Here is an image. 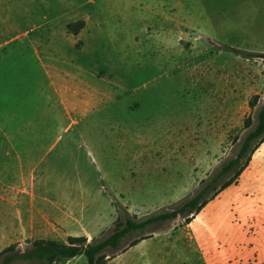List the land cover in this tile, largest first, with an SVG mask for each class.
I'll return each instance as SVG.
<instances>
[{"label":"rangeland","instance_id":"374dc122","mask_svg":"<svg viewBox=\"0 0 264 264\" xmlns=\"http://www.w3.org/2000/svg\"><path fill=\"white\" fill-rule=\"evenodd\" d=\"M7 1L0 0L2 205L59 199L69 226L82 215L89 224L104 219L101 238L119 205L143 217L181 201L254 130L264 106V0H114L110 39L103 33L101 44L76 48L72 36L56 38L55 51L17 33L29 21L23 6ZM182 224L161 231L170 237ZM13 240L3 235L0 251L32 242ZM248 242L223 245L222 264H258ZM193 264H202L196 247Z\"/></svg>","mask_w":264,"mask_h":264},{"label":"crops","instance_id":"0c3cea01","mask_svg":"<svg viewBox=\"0 0 264 264\" xmlns=\"http://www.w3.org/2000/svg\"><path fill=\"white\" fill-rule=\"evenodd\" d=\"M16 1L23 6L29 21L28 26L17 33L27 34L32 46L45 51H55L56 38L68 36H72L76 48L79 42L97 46L103 41V33L104 40L109 38L107 35L112 26L109 20L115 16L112 14L114 0ZM8 2L1 0L3 6ZM78 21L84 22L85 26L77 36H73L66 27ZM254 153L237 184L226 188L210 201L190 224L170 237L161 231L119 253L122 254L121 258H116L117 254L106 264H138L139 256L143 264H154L156 258H161L159 261L165 264L168 255L173 256L174 264H193L195 247L200 253L202 264H222L221 258L225 257V253L221 255L222 246L229 244L233 248L242 237L249 241L248 256L259 260L258 264H264V143ZM45 189L48 194L52 193L48 188ZM174 191L181 190L175 185ZM4 204L0 203V242L3 235L14 237V243L27 239L32 242H64L60 237L66 235L85 237L90 242L98 239L107 227L104 219L89 224L84 215L80 220L82 224L67 225L66 205L60 203L59 199L58 203ZM73 216L79 221L80 216ZM230 253L236 255L237 250L232 249Z\"/></svg>","mask_w":264,"mask_h":264},{"label":"trees","instance_id":"16d2710c","mask_svg":"<svg viewBox=\"0 0 264 264\" xmlns=\"http://www.w3.org/2000/svg\"><path fill=\"white\" fill-rule=\"evenodd\" d=\"M84 26V22L78 21L68 24L66 28L68 33L77 36ZM233 51L247 57H261L242 50ZM249 106L255 107L254 99ZM245 125L248 127L250 121L246 120ZM262 143H264V106L257 115L254 130L244 138L236 155L219 165L206 179L201 180L197 189L181 201L143 217L130 215L119 205L117 208L119 215L113 229L106 236L90 242L85 237H68L65 243L35 240L25 250L10 245L0 251V264H63L79 256L85 258L86 264H106L117 254L152 238L170 222L182 219L183 226L190 224L210 201L226 188L237 184L252 154ZM115 253L117 254L114 255Z\"/></svg>","mask_w":264,"mask_h":264}]
</instances>
